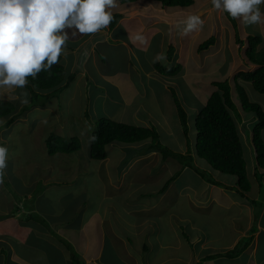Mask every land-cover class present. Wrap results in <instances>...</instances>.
<instances>
[{
    "label": "rangeland",
    "instance_id": "obj_1",
    "mask_svg": "<svg viewBox=\"0 0 264 264\" xmlns=\"http://www.w3.org/2000/svg\"><path fill=\"white\" fill-rule=\"evenodd\" d=\"M116 4L119 6L117 0ZM134 6L124 5L123 8L130 10ZM148 6H156L158 17L164 16L173 22L167 26L164 24L158 26L159 31L151 30L149 34H144L143 41L149 42L150 45L148 43L147 46L144 45L146 53L138 55L134 61L144 70H137L136 65L129 70L132 80L140 91L133 95L128 105L123 104L121 100L123 94L119 88L111 87L109 80L98 74V71L109 72L116 68H123L130 62L134 63L128 60L124 46L115 45L109 39V43L105 45H99V47L94 45L99 58L96 67L88 58L85 60L84 67L88 71L85 75L87 82L83 77L78 82V87H75V82L70 83L58 96L46 98L43 106H33L22 111L21 115L6 128L1 127L5 118L0 119V146L7 149L8 159H6L3 174L0 175L2 179L5 177V181H0L1 202L7 200L5 191L8 192L11 188L20 189V182L22 183L23 180L31 184L40 178L37 173L43 172L46 167L51 168L53 175L51 177V175L41 174L42 180L44 183L52 184V188L56 185L58 191L65 188V186L62 187L63 185L73 182L74 177L80 176L81 179L85 174L88 176L87 192L84 195L74 199L61 196L59 200L48 206V208L62 211L59 217H66L69 220V222L65 220V223L82 225L80 246L70 240L69 246L63 245L48 229L45 230L37 225L32 227L33 222L29 219L27 221L26 215L23 214L20 216L23 222L12 220L5 230L7 242L10 243L3 245L5 257L2 258L0 255V264H30L32 261L37 264H133V257L139 260V264H157L158 261L165 259L169 260L165 264H179L178 261L187 255H191V259L197 255V262L201 264L206 256L224 254L225 251H221L222 248L231 243L236 235L233 229H241L245 221L247 222V214L241 216L238 214V217H234L227 210L224 212L223 207H220L218 203L212 204L211 208L207 207L206 202L210 196H214L217 202L236 196L230 192V188L223 189L222 192L225 194L222 195L219 192L220 188L216 185L212 191L209 189L212 183L207 180L213 178L229 186L236 185V178L212 169L204 159L196 155L194 119L205 105L208 96L216 89L212 83L228 79L231 97L239 112L236 121L247 162V176L255 181L254 150L251 144V129L255 123V114L242 110L237 84L244 85L250 100L260 104L263 110L264 95L258 93L250 82L240 79L234 81L233 77L239 70L253 68L243 57L245 40L248 35H259L262 38L259 49L264 47V23L245 26L241 20L235 19L236 24L229 20L227 12L214 9L211 0H194L193 4L186 8L164 7L155 0H139L136 4V7ZM260 9L264 14V5H261ZM191 14L199 15L202 20L203 18L205 20L202 28L196 31V36L188 45L189 50L186 53L187 35L180 36L178 22L175 21L183 20ZM132 23V21L128 22L129 25ZM66 31L69 34L66 47L75 48V44L70 39L73 38L72 30L66 29ZM98 35L101 34L98 33ZM211 36L215 37L216 42L203 51L197 50L198 45ZM237 38L243 41L242 47L236 42ZM86 46H90V43L87 42ZM85 47H81L79 52L82 53L79 56L83 55V59L86 56ZM160 53L166 54V60L156 62L163 66L172 67L181 64L184 71L201 73L200 77L203 79L198 77L200 83L198 100L179 74L167 77L153 70L155 63L153 60ZM67 56L64 57L61 54L65 75L73 70L69 68L70 58ZM75 78H77L76 75ZM187 79H190V76ZM193 79L192 76L191 80ZM24 93H27L26 97ZM174 95L187 115L188 139L182 133ZM0 98L14 102L17 113L23 106L29 105V93L25 88L0 89ZM25 99L27 103H23ZM134 112L139 115L136 117L133 115ZM163 116L166 117L165 122ZM99 117L154 127L159 141L170 150L183 154L189 150L191 159L186 157L185 160L189 162L190 159V162L202 170L207 177L198 174L193 168L184 167L173 157L166 158L164 162L159 155L150 156V165L144 164L143 168L138 170L134 165L126 172L121 170L122 164L114 165L117 161L116 152L121 150L122 145L119 142H113L107 146L109 158L107 163L108 166L110 165L108 170L112 176L111 181H108L105 177L107 169L104 168L103 160L91 159L88 155L91 133L96 128ZM146 119L149 121L148 124L144 122ZM51 132L65 138H79L80 149L71 153L48 155L45 138ZM262 138L264 140V130ZM147 144L148 141H144L139 147H126V158L137 155L138 149L146 147ZM41 164H45V167L41 168ZM13 165H16L15 170L10 171ZM25 166H33L36 169L27 170L24 169ZM18 174L22 180L19 179ZM132 174L131 182L133 183L131 186L128 184L130 191H126L125 194L129 195L127 201L132 205L130 208L134 209L127 215L123 211V198L119 189L125 186V176L130 178ZM172 176L174 179L162 194L160 189ZM262 185V189L257 194L259 198L264 199V180ZM41 186L37 183L33 189L37 191ZM50 190L54 192V189L50 188ZM104 192L108 194L106 195L109 199L104 198ZM250 197H253V194ZM191 198L204 200L202 203L205 204H198V208H195L188 201ZM41 200L43 201L44 198ZM74 200H77L76 205H72ZM110 202L114 206L112 212L120 216L117 222L122 227L119 231L123 234V242L119 240L114 242L113 236L106 229V224L100 221L103 211L107 213L110 210L108 207ZM83 203L86 205L85 210L82 213H75L76 208ZM141 207H145L146 210ZM260 207L264 209V202L261 205L256 203L253 214H256ZM261 223L264 225V215ZM53 232L56 231L53 229ZM164 239L169 244L165 247L161 245ZM99 251L101 255L98 259L92 258L89 263H84L85 258H95ZM71 254H76L78 262H72ZM187 258L189 259L190 256Z\"/></svg>",
    "mask_w": 264,
    "mask_h": 264
},
{
    "label": "crops",
    "instance_id": "obj_2",
    "mask_svg": "<svg viewBox=\"0 0 264 264\" xmlns=\"http://www.w3.org/2000/svg\"><path fill=\"white\" fill-rule=\"evenodd\" d=\"M138 2L139 0L133 3L119 2V6L113 8V11L109 9L112 12V14L119 15L113 27L109 28V25H108L106 28L101 29L97 33H94V34L77 33L76 35L73 36V38H70L72 43L75 44V48L71 47L73 48L71 49L65 46L61 54H63L64 57L69 55V57L67 56L68 58H70L69 68H73V70L69 71V73H74V75L77 76V78H74L73 81H71V83L73 82L76 83L75 87L79 86L78 82L83 77L86 78L85 80L87 82V76L85 75H87L88 71H86L84 67L85 60L87 58L88 60H91L94 67H96L97 62L99 61V58L96 55L97 51H95L96 48L94 47V45H97L98 47L99 45H105L106 43H109V39H111L110 42H112L113 44L118 45V46H124L125 52L127 53V56H128V60H132L134 62L136 61L138 55H142L146 53L145 46H147V43L148 45H150L149 42L143 41L144 34L146 35L149 34L150 33L149 31L151 30L159 31L160 28H157L158 26L160 27L163 24L167 26L173 22L165 18L164 16L158 17L156 14V12L158 11L156 6L136 7V4ZM124 5H135V6L134 8H131L129 10L126 8L124 9L123 8ZM204 20L205 19L203 18V21ZM129 21H132L133 23L129 25L128 24ZM179 21H175V22L179 23ZM98 33H100L101 35L99 36ZM137 36L142 37V39L140 40L136 39ZM195 36H196V31L190 32L187 34L188 43L185 45L186 53H188V50H189L188 45L190 44V42ZM87 42L90 43V46L85 47V44H87ZM81 47H85L84 52H86V56L84 57V59H83V55L79 56V54H82V53H79L81 50ZM179 47H181V45H179ZM185 60H187V55H185ZM60 61L62 63L63 60L60 59ZM154 64H153V68H154L153 70L159 73L155 69ZM134 65H136L137 70H140V71L144 70L140 65L138 66L136 62H134L133 64H131L130 62L129 64L125 65L123 68H116L113 71H109V72H99L98 71L99 75L109 80V82L111 83V87L119 88V91L123 94L121 100L123 101V104L125 105H128L132 101L131 99L133 98V95L138 93V90L140 91L137 84L132 80V75H130V72H129L130 69H133ZM79 66H81L80 69H79ZM179 75L184 80L185 84L189 85L191 89L190 92H192V94L195 95V97L197 96L196 99L198 100L199 99L198 98L199 96L198 86H200V83L198 82V77L199 79H203V77H200L201 73L197 71L187 72V71L182 70V72L179 73ZM188 76H190V79H187ZM192 76L194 77L193 81L191 80ZM133 115L137 117L139 114L134 112ZM165 118L166 117L163 116L164 122H165ZM144 122L145 124L149 123L147 119L144 120ZM3 124H1V127L5 128L3 127ZM142 142L133 143V144L121 143L122 148H120L121 150H118L116 152L117 161H116V164L114 165L116 166L118 164L119 165L122 164L123 167L121 168V170H126V172H128L129 168L131 169V167H133L134 165L137 166V170L140 169L144 164L150 165V162H151V159H149L150 156L159 155L162 158L160 152L148 151L146 150L145 147H143L141 149H138L139 151L137 150L138 151L137 155H132L129 159H127L126 158L127 153H125V150L127 149L126 147H131V146L139 147L140 143ZM107 146H106V149H107ZM122 149H124V151H122ZM108 159L109 158H108V152H107V157L103 159V165H104V168L107 169L106 170L107 174L105 177L108 181H111L112 176L108 170V168H110V165L108 166V163H107ZM163 161L165 162L166 159H163ZM45 164L43 165L41 164V168L45 167ZM15 167L16 165H13L12 167H10L11 168L10 171L15 170ZM24 169L33 170V169H36V167H33V166L26 167L25 166ZM37 174H38V177L40 176L39 179L33 181L31 184L30 183L27 184L23 180L22 183L20 182V189L15 188V190H13V188H11L8 192L5 191L7 195L6 196L7 200L6 201L4 200L2 202L0 201V255L2 256V258L5 257V250L3 248V245L10 243V242H7L8 239L6 237L7 235H6L5 230L8 224L12 220L17 221V222H23V219L20 217L23 214L26 215L27 221L29 219V221L33 222L32 227H36L35 225L42 226L46 230L47 228L45 227L44 224H41L33 219H30L29 217L30 214L32 213L38 214V216L44 219L47 222V224L52 229H54L61 237H63L67 241L69 240L72 241L77 246H80V227L82 225L80 223L78 225H75V224L72 225L70 223H65L66 222L65 220H67V222H69V220L66 219V217L64 218L59 217V213H63V212L58 211V209L48 208V206L50 203L56 202L57 200H59L61 196L66 199H74L80 195H84L87 192L88 176L85 174L81 179H80V176L74 177L73 182H69L63 185L62 187L65 186V188L63 190L58 191L56 185L54 186V188H52L51 187L52 184L50 185L49 183H44L42 180L43 178L41 174L45 176L51 175L52 177L53 172L51 171L50 167H46V169H43V172L37 173ZM126 176L124 180L125 186L119 189V192L122 193L121 197L123 198V207H124L123 211L125 214L132 212L134 209V208H130L132 205L130 202L127 201V197L129 195L125 194L126 191H130L128 189L130 188L129 185L131 186L133 183V181L131 182L133 174L131 175L130 178H127ZM18 177L20 180H22L19 174H18ZM77 178H79L80 180H78ZM4 179L0 178V181H5ZM262 180H264V176L262 177ZM249 181L251 183V189L245 194L244 197H242L238 192H236L235 189L231 188L233 185L227 186V185L222 184L221 182H219V185H216V184L209 185V189L211 190L213 189L214 185H216V187H219L220 188L219 192L222 195L225 194V192L224 193L222 192L223 189L227 190L230 188L229 189L230 192L234 193L236 196H233L232 198L230 197V199H227V198L222 199L223 202H217L214 196L212 197L210 196V199L206 202V205L208 208H211L212 204L218 203L220 207H223L222 209L224 210V212L225 210H227L228 213L230 215H233L234 217H238L237 216L238 214L240 216L246 215V214L248 215L247 222L245 221V225H243L241 229H233L234 232L236 233L234 239L232 240L231 243L225 245V247H223L221 251L226 252L232 249L241 240L249 239L250 241L248 245L240 253L236 255H233L230 257L229 256L228 257L219 256V258L215 257L212 259L202 260L201 264H264V225L261 223L262 217L264 215V209L263 208L261 209L260 207V210H258L256 214H253V212H255L256 209H255V206L254 208H252L253 205L249 202V200H252V199L257 200V199H263V198H259V195L257 194V192L259 191V187L257 186V182H255L256 179L255 181L249 179ZM37 183L41 184L42 186L38 190L36 197L33 198L32 195L35 192L33 188ZM50 183L52 182L50 181ZM138 183H137V187H138ZM223 186H225L226 188H224ZM0 187L2 189V185H0ZM50 188L54 189V192H52ZM116 191L118 190L116 189ZM165 191L166 190H164L162 194H164ZM209 193H211V191H209ZM106 194L107 193L104 192V198H108L107 196L108 194L107 195ZM252 194H253V197H250V195ZM218 195L220 194L218 193ZM41 198H44V200L42 201ZM196 200L197 199L195 198H191L190 200L188 199L191 206L195 208H198L197 206L198 204L199 205L205 204V203H202L204 200L198 199L197 200L198 202ZM76 203H77V200H74L72 202V205H76ZM113 203H115V201H113ZM141 203H144V202H141ZM85 207L86 205L85 203H83L82 206H78L76 208L75 213H78V212L82 213L85 210ZM108 207L110 210H108L107 213L103 211V213L101 214L100 221L103 224H106V229L108 230V233H110L113 236L114 242H116L117 240L123 242L124 240L123 234H121V231H119V229H122V227H120V225H118V222H117L118 221L117 218L120 216L112 212V210L114 209V206L112 205L111 202L108 205ZM168 208L169 207H167V209ZM141 209L146 210L145 207H141ZM50 218H53V219H50ZM253 223H254V226H253ZM105 233H106V230H105ZM205 242H207V240ZM161 243L163 247L169 245L168 242L165 241V239L162 240ZM143 247L146 249L145 246ZM100 253L101 252L99 251L97 255L95 256V258L94 257L85 258L84 263H89L92 260V258L98 259V256L101 255ZM189 256L190 258L188 259L187 257ZM172 258H174V256H172ZM197 258H198L197 255H195V258H192V259H191V255H187L185 258H182L179 261L177 259V261L179 264H199L197 262ZM134 259L135 258L133 257V264H139L138 262L139 260L135 259L134 261ZM167 261L169 260L165 259V260H162L161 262L158 261L157 264H165ZM30 264H37V263L35 261H32V263Z\"/></svg>",
    "mask_w": 264,
    "mask_h": 264
},
{
    "label": "trees",
    "instance_id": "obj_3",
    "mask_svg": "<svg viewBox=\"0 0 264 264\" xmlns=\"http://www.w3.org/2000/svg\"><path fill=\"white\" fill-rule=\"evenodd\" d=\"M121 3H133L137 0H118ZM164 7L179 6L182 8L189 7L194 0H155ZM228 14V13H227ZM113 19L109 24V28L113 27L118 14H112ZM230 21H234L229 14ZM236 23V22H235ZM234 23V27L236 24ZM236 42L242 47L243 41L236 39ZM262 38L259 35H248L245 44L243 57L247 63L253 66L248 70H239L234 75V81L240 79L250 82L252 87L260 94L264 95V47L259 49ZM215 43V37L211 36L204 42L200 43L197 50L203 51L210 45ZM61 56L59 62L54 64L51 69L42 70L35 78L27 77V85L25 89L29 93V105H25L17 113V107L14 102L8 99L0 98V119L5 118L3 127H8L22 111L28 110L33 106H43L45 99L58 96L63 88L67 87L75 78L74 73L65 75L64 66L61 64ZM155 69L162 75L175 76L182 72L181 64L172 67H166L159 62H155ZM215 90L207 98L205 105L199 110L194 119L196 130V138L194 150L196 155L204 159L209 166L224 174L232 175L236 178V185L231 188L235 189L242 197L251 189V183L247 176V162L244 156L243 143L241 134L236 121L239 112L231 97V86L228 79L222 81H214L212 83ZM237 92L240 99V105L245 112L255 114V123L251 129V144L254 150V172L253 175L260 189H262V177L264 175V140L262 131L264 130V110L257 102L250 100L248 92L244 85L237 84ZM179 122L182 133L188 139L187 115L181 105L178 103L174 95ZM95 137L94 140L91 138ZM148 141L146 150L160 152L163 159L173 157L177 159L184 167L193 168L198 174L207 177V175L190 161L191 155L189 150L186 153H179L170 150L160 141L154 127L140 126L116 121L108 117H99L96 121V128L91 133L88 155L91 159L103 160L107 157L106 146L119 142L124 144H133ZM45 147L48 155L55 153H71L80 149V140L77 137L65 138L56 133H49L45 138ZM144 148V149H145ZM190 157L189 162L185 160ZM209 178V177H208ZM174 179L172 176L160 189L162 193L167 185ZM209 183L219 185V182L213 178L207 180ZM264 191V190H263ZM38 190L32 197H36ZM264 199L249 200L256 207V203L262 204ZM260 210V208L258 209ZM31 219L44 224L53 236L65 246L68 241L61 237L57 232L42 219L38 214L32 213ZM249 239L241 240L232 249L224 254H213L206 256L202 260L212 259L218 256H233L240 253L249 243ZM72 262H78L76 254H71Z\"/></svg>",
    "mask_w": 264,
    "mask_h": 264
},
{
    "label": "clouds",
    "instance_id": "obj_4",
    "mask_svg": "<svg viewBox=\"0 0 264 264\" xmlns=\"http://www.w3.org/2000/svg\"><path fill=\"white\" fill-rule=\"evenodd\" d=\"M211 4L245 26L264 23L260 9L264 0H211ZM115 7L116 0H0V89L25 88L27 77L35 78L59 62L69 38L66 29L73 36L97 33L111 23L109 9ZM203 23L199 15L191 14L177 27L183 36L198 31ZM164 60L166 54L160 53L153 62ZM6 155L7 149L0 146V175Z\"/></svg>",
    "mask_w": 264,
    "mask_h": 264
}]
</instances>
